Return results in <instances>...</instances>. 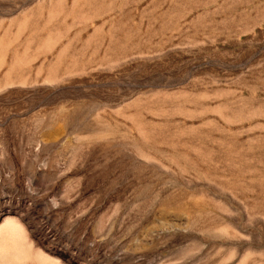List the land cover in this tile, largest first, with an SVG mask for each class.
Segmentation results:
<instances>
[{
  "label": "rangeland",
  "instance_id": "obj_1",
  "mask_svg": "<svg viewBox=\"0 0 264 264\" xmlns=\"http://www.w3.org/2000/svg\"><path fill=\"white\" fill-rule=\"evenodd\" d=\"M0 264H264V0H0Z\"/></svg>",
  "mask_w": 264,
  "mask_h": 264
},
{
  "label": "bare ground",
  "instance_id": "obj_2",
  "mask_svg": "<svg viewBox=\"0 0 264 264\" xmlns=\"http://www.w3.org/2000/svg\"><path fill=\"white\" fill-rule=\"evenodd\" d=\"M11 229V228H10Z\"/></svg>",
  "mask_w": 264,
  "mask_h": 264
}]
</instances>
